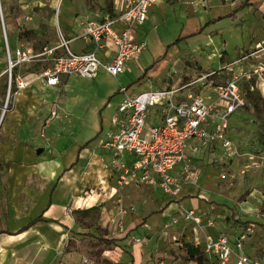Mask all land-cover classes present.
Segmentation results:
<instances>
[{"label":"crops","instance_id":"0c3cea01","mask_svg":"<svg viewBox=\"0 0 264 264\" xmlns=\"http://www.w3.org/2000/svg\"><path fill=\"white\" fill-rule=\"evenodd\" d=\"M45 1L49 0H44L43 3ZM50 1L52 4L56 2L55 0ZM65 1L63 0L62 8ZM110 6L106 8L97 0L90 2L68 0L65 10L60 9L59 15L57 14L58 27L70 40V49L73 52L84 53L95 50L101 61L113 60L116 51L114 44L109 39H105L103 47L95 49L94 45L88 43L83 25L86 20L95 18L97 13L118 15L122 10L123 0H113ZM22 8L27 10L30 6L24 4ZM28 19L31 18L28 17ZM211 26L215 28L211 33L217 35L221 41L216 43L217 38L208 36L209 40L205 42V46H201L203 35ZM114 27L118 31L123 28L120 24H115ZM135 37L147 43V50L137 60L128 61L124 73L115 77L119 85H125L120 86L121 94H123V88L132 91L128 93L133 95L149 89L184 86L200 80L213 69L218 72L217 76L210 78L204 85L198 82L192 88H186L183 91L186 93L194 90L195 93L201 94L207 103H210L216 98L217 86L228 81L232 72L251 68L248 62H242L237 67L226 68L243 55L237 52L235 53L237 56L233 57L229 51L241 49L248 51L254 46L256 49L259 43L264 44V0H158L150 8L146 22L136 28ZM14 44L13 51L25 46ZM58 44L59 40L55 39L45 47ZM25 49L34 50L29 45ZM208 49L212 50V53L206 58L202 54L205 55V50ZM189 53L199 54L194 58L196 66L189 65V58L192 56H188ZM100 72L99 70L93 79L75 76L62 77V83L57 88L45 87L38 79L36 72H28L24 76L19 74L26 83V87L14 95L13 109L7 112L8 115L11 114L10 121L6 113L0 123V128L7 126V136H11L14 142L10 145L1 143L0 153L5 154L6 161L10 163L13 185L36 180L42 187L36 199L37 207L32 212L27 216L22 215L23 217L17 220L16 211L11 209L12 218L8 219L9 223L6 222L7 227L0 228L2 231L0 233V264H31V261H25L23 258L36 257L32 256L29 248L33 242H40L41 247L36 251V255L45 259L43 264H81L79 260L84 252L81 253L79 248L64 254L63 246L58 244L55 249L54 244L66 241L72 236L76 241L85 239L86 236H82L85 230H82L81 223L67 216L66 212L72 202L77 204L74 206L75 210L85 208L82 205L78 207L83 201L92 204L91 200L95 197L87 198L84 195L82 197L81 192H87L88 186L99 181L106 182L103 188L110 189L108 181L111 171L106 161L108 163L115 156L112 151L104 147V142L107 135L117 127L114 119L118 114L119 105L117 104L108 122L101 119V130L103 131L106 125L109 131L105 132L100 139L101 143L95 138L81 141L83 129L80 132L78 130L80 127L84 128L80 113L82 100L87 89L91 87V83H94L100 76ZM5 75L0 51V82ZM41 90L46 92L45 95L52 93L48 96L53 97L44 100ZM55 100L59 101L58 118L45 125L44 120L50 116ZM241 114L242 112L236 115ZM31 120L32 123H30ZM148 120L152 124L160 122L158 108L152 109ZM13 125L19 128L15 130ZM40 149L43 150L42 153H38ZM189 154L192 160L200 165L203 162V156L216 155L221 160L225 153L218 144L203 146L198 141L192 140L189 142ZM55 157L65 160V168L57 172L52 171L50 175L43 174L39 163ZM134 160L133 156L127 154L122 159V165L131 167ZM233 161V159L224 160L216 164L218 170L222 171L221 175ZM179 170L180 167H177L174 171ZM146 186L154 192L160 191L155 186ZM25 192L27 196L33 194L29 188L25 189ZM182 192L184 196L188 194L183 196L185 198L183 201L179 199V196L175 204L172 203L163 210L164 214H169L168 218H171V221L173 217L178 218L177 223H172L169 228H165L167 223H163L164 226L158 232L148 228L146 235L139 238L141 239L139 243L132 240L135 236L131 234L122 242L123 249L117 247L108 250L104 252L105 256L114 255L116 259H119L126 255L130 258L129 264H132L131 257H133L134 264H160L158 258L164 259L168 250H173L174 254L170 256H174V264H180L183 260L181 256H188L183 248L184 245H193L194 238L199 234L196 233L197 226L193 222L183 220L185 218L179 214L180 208H196L201 214L203 231L198 235L201 242H204L206 237L216 240L224 234L222 231L229 226V220L219 214L205 216L208 215L210 208L205 207L196 197L200 192L194 191L193 188H190L188 192ZM74 215L76 213H73ZM136 216L139 215L136 214ZM38 218L41 220L31 225ZM150 218H144L142 221L140 219L129 220L125 217V230L117 232L115 227L111 226V234L106 238L124 239L130 231L138 230L140 225L146 226ZM164 218L166 219V217H161L162 221L165 220ZM209 220H214V225H208ZM237 220L239 219L234 220L233 224L238 226L240 224L235 223ZM250 225L253 226V224ZM235 235V233L228 235L233 247H235ZM168 243H172L170 247L167 246ZM54 254L59 258L57 263L52 261ZM203 256L207 259L204 252ZM166 262L168 259L164 260V263ZM207 263L209 264L208 259ZM186 264H197V261L191 260L188 256ZM231 264H236L235 258L232 259Z\"/></svg>","mask_w":264,"mask_h":264},{"label":"rangeland","instance_id":"374dc122","mask_svg":"<svg viewBox=\"0 0 264 264\" xmlns=\"http://www.w3.org/2000/svg\"><path fill=\"white\" fill-rule=\"evenodd\" d=\"M43 1L0 0V51L5 73L7 69L6 37L8 38L11 51H13L12 49L15 46L14 43L23 44L25 45L24 48L29 45L35 52H39L42 48L48 46L52 40H60L57 16L60 9L65 10L68 0L64 2L63 8V0H55L56 2L53 4L50 0L44 3ZM97 1L106 8H110L113 2V0ZM24 4L30 6V8L24 10L22 8ZM96 6L100 7L99 4H96ZM28 17L31 19H28ZM214 29L212 26L207 29L203 35L202 42H200L201 46H205V42L209 40L208 36L214 39L217 38V35L211 33ZM220 41L221 39H216V43ZM254 47L248 51L241 49L229 52L233 57L237 56L235 54L237 52L239 55L243 54L242 56H245L254 52ZM210 49L205 50L206 54L202 55L207 58V55L212 53ZM198 55L196 53H189L188 56H191L189 58V65L196 66L194 65V58L195 56L198 57ZM261 60L263 61V59ZM258 61L259 59L250 57L248 61L244 62H248L249 65L253 66ZM48 67H52L51 62L35 61L30 65H23L21 68H17L16 72L24 76L28 72L39 73ZM100 71L98 79L94 83L92 82L91 87L87 89L80 107L84 127L78 129L79 132L83 129L81 141L95 138V140H99V143H101L100 139L108 131L106 125L103 131L101 130V119L108 122L111 116H113L117 104L120 105L123 101L122 99L126 96V94H121L120 92V86L125 85H119L116 78L106 73L104 69L101 68ZM211 71L214 70L212 69ZM85 85L87 86L86 83ZM251 87L253 88L252 90ZM242 89L247 96L248 106L241 111V115H234L230 118L228 136L237 150V155L234 157L231 165L224 169L227 178L223 180L220 177L222 171H219L216 167L217 165L214 164V160L218 157L216 155H206L202 158L203 173L199 180L192 185L186 186L183 191L188 192L190 188H193L194 191L200 192L196 197L205 207L210 208L208 215L205 216L211 214H214V216L217 214L224 215L229 220V226H226L227 228L225 227L226 229L222 232L227 235L230 233H235V236L245 235L244 250L251 259L250 264H264V229L259 228L255 224L253 226H237L233 224V221L236 219H255L264 222V76L243 81ZM15 92H17V87L14 77L8 111H12L13 109ZM40 92L44 94V100L53 97L48 96L52 95V93L45 95V91L41 90ZM128 92L132 91L129 90ZM8 93L9 77L6 73L0 82V121L8 99ZM8 113L6 117L10 121L11 114L8 115ZM30 123H32V120ZM13 128L17 130L19 126L13 125ZM7 135V126H2L0 128V144L7 143L10 145L14 142V140H11L12 137ZM5 157V154L0 153V228L7 227L6 222L12 218L10 214L11 209L16 211L15 213L18 215L17 220L22 218V215L27 216L32 212L37 207L36 199L42 187L36 180H28L26 183L13 185L14 180L11 177L10 163L6 161ZM122 164V159L116 156L108 163L106 161V165L111 171L108 181L110 189L106 190L103 188L106 182L99 181L88 186L86 188L87 192L83 191L80 193L82 197L83 195L87 198L90 196L95 197V199L91 200L93 201L92 204L83 201L78 207L82 205L85 208L75 210L74 206L77 204L72 202L66 209L67 216L81 223L82 230H85V233L82 235L86 236L85 239L76 241L74 240L75 237L72 236V238L66 241L55 243V249L59 244V246H63V253L66 254L79 248L81 253L84 252V255L79 260L81 264H129L130 258L126 255L116 259L114 255L107 257L103 253L101 261L94 259L103 249L101 238L108 237L111 234V226L115 227V231L120 232L125 230V217H128L129 220L140 219L142 221L144 218L151 217L146 226L140 225L138 230H134L131 233L136 238H143L148 228L154 232H158L164 226L163 223L171 222V218H168L169 214H164L163 210L168 208L170 204H175L176 199L162 194L161 191H152L145 184L140 183L137 178L133 180L129 179V182L125 183L121 180V176L125 175L126 169ZM65 166V160L58 157L45 159L39 163L40 171L46 175H50L52 171L57 172V170L59 171L65 168ZM128 168L130 169V166ZM28 188L33 192L30 196H27L25 192V189L27 190ZM16 190L17 193L15 194ZM183 196L182 192L179 197L182 201L185 199ZM73 213H76V215L73 216ZM136 214L139 216H136ZM161 217H166V219L164 218L165 220L162 221L163 218L161 219ZM30 219H32V216H30ZM171 244L168 243L167 246L170 247ZM40 247V242L31 243L29 247L32 251L31 254L36 257L27 256L23 259L31 261V264H43L45 259L36 255V251ZM171 254H174L173 250H168L164 259L158 258L161 262L160 264H174V256L172 255L173 257H171ZM181 257L183 260L180 261V264H186L188 256ZM165 259H168V262L164 263ZM58 260V256L54 254L52 261L57 263ZM197 264H208L205 256H199Z\"/></svg>","mask_w":264,"mask_h":264},{"label":"built area","instance_id":"2783aa9c","mask_svg":"<svg viewBox=\"0 0 264 264\" xmlns=\"http://www.w3.org/2000/svg\"><path fill=\"white\" fill-rule=\"evenodd\" d=\"M157 1L123 0L122 10L118 15L97 13L95 18L83 23L88 43L94 45L95 49L103 47L105 39L114 44L115 56L109 62L101 61L95 50L73 52L70 49V40L61 31L58 45L44 47L39 52L23 47L11 51L6 37L9 93L2 119L8 111L14 77L17 92L26 87V83L16 72L23 65H30L35 61L51 62L52 67L37 73L38 79L47 88L59 87L62 77L93 79L101 68L114 77L124 73L127 62L137 60L147 50V43L136 39L135 31L146 22L150 8ZM115 24H120L122 30L115 29ZM250 57L259 61L248 70L232 72L228 81L217 86L216 98L210 103L194 90L186 93L183 91L198 82L204 85L210 78L218 75L217 71L180 87L149 89L133 95L123 88L122 92L126 96L114 119L117 127L107 135L104 142V147L116 157L124 159L128 154L135 159L130 169L124 166L125 175L121 176V180L127 183L129 179L137 178L140 183L155 186L164 195L178 199L183 189L196 183L202 174V164L195 163L189 154L190 141L196 140L203 146L220 145L225 154L223 159H215V164L234 159L237 150L228 136L230 118L248 106L247 96L242 89L243 81L264 76V44H257L254 52L242 56L226 67H237ZM58 104V100L53 102L45 125L58 118ZM155 108L160 112L161 120L158 124H152L148 120L150 112ZM177 167L180 170L175 172ZM221 178L226 179L227 174L223 173ZM179 214L193 222L197 226L196 233L201 234L202 216L196 208H180ZM177 222L178 218L173 217L165 228ZM208 225H214V220H209ZM198 235L194 238L193 245L203 249L209 264H231L233 258L236 259V264H250L251 259L244 250L245 235L236 236L235 247L231 245L227 234H222L216 240L206 237L204 242H201ZM132 240L141 242L136 237Z\"/></svg>","mask_w":264,"mask_h":264},{"label":"trees","instance_id":"16d2710c","mask_svg":"<svg viewBox=\"0 0 264 264\" xmlns=\"http://www.w3.org/2000/svg\"><path fill=\"white\" fill-rule=\"evenodd\" d=\"M90 2L91 0H87ZM177 200V199H176ZM41 218H38L36 221H34L31 225H34L36 222L40 221ZM236 224L240 225H250L255 224L259 228L264 229V222L260 220H252V219H239L235 222ZM2 231H0L1 233ZM131 231L127 234V236L124 239H109L106 237L101 238V244L103 245V249L94 257L96 261H101V257L103 256V253L108 250H113L115 248H122L123 244L122 242L126 240L129 236H131ZM184 250L187 252V255L189 258L193 261H198V257L203 255V250L200 247H195L194 245L186 244L184 245ZM108 260V259H105ZM105 262L104 260H102ZM131 263L134 264L133 257H131Z\"/></svg>","mask_w":264,"mask_h":264},{"label":"water","instance_id":"95a60500","mask_svg":"<svg viewBox=\"0 0 264 264\" xmlns=\"http://www.w3.org/2000/svg\"><path fill=\"white\" fill-rule=\"evenodd\" d=\"M42 151H43V150H42V149H40V150L38 151V153H42Z\"/></svg>","mask_w":264,"mask_h":264}]
</instances>
